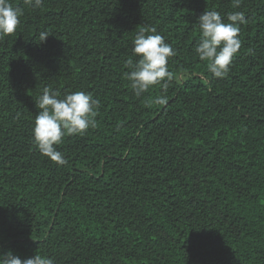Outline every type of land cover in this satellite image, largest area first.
<instances>
[{
	"label": "trees",
	"instance_id": "1",
	"mask_svg": "<svg viewBox=\"0 0 264 264\" xmlns=\"http://www.w3.org/2000/svg\"><path fill=\"white\" fill-rule=\"evenodd\" d=\"M0 264H264V0H0Z\"/></svg>",
	"mask_w": 264,
	"mask_h": 264
}]
</instances>
